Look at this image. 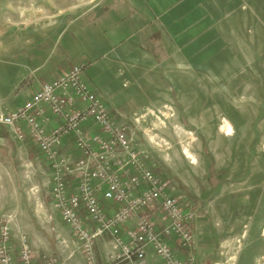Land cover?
I'll return each instance as SVG.
<instances>
[{
  "label": "rangeland",
  "instance_id": "374dc122",
  "mask_svg": "<svg viewBox=\"0 0 264 264\" xmlns=\"http://www.w3.org/2000/svg\"><path fill=\"white\" fill-rule=\"evenodd\" d=\"M52 1L0 0V114L23 107L16 102L31 100L44 84L25 99L19 85L9 90L15 79L13 63L22 55L8 50L9 45L22 44L40 27L47 32L54 28L43 43L61 47L49 54L72 57L70 69L88 68L86 79L83 75L88 89L117 126L127 127L130 150L114 152V169L124 178L136 176L131 163L136 156L165 185L166 196L195 211L188 223L193 246L168 240L175 256L184 264H264V0ZM72 24L74 32L75 26L79 29L78 51L67 47V38L75 40L74 35L66 36ZM133 47L137 52H131ZM84 106L81 101L75 108ZM48 121H43L46 130ZM89 121L98 128L96 133L84 129ZM87 122L82 125L87 136L111 140L96 120ZM74 144L80 152L77 158L64 155L59 147L71 166L85 159L76 140ZM47 162L38 163L46 169V180L31 187L25 199L34 220L22 223L15 213L5 214L0 229L10 227L14 253L25 240L36 264L50 258L58 264H82L93 256L83 250L51 200L53 169ZM79 183L73 181L68 192L77 193ZM141 192L135 191L132 198ZM161 212V201H156L121 226L133 224L127 229L129 237L138 229L139 216L147 215L161 231L166 222ZM108 236L110 258L104 263L128 262L114 256L119 248ZM14 255L18 259V253ZM153 255L134 263L165 264Z\"/></svg>",
  "mask_w": 264,
  "mask_h": 264
},
{
  "label": "built area",
  "instance_id": "2783aa9c",
  "mask_svg": "<svg viewBox=\"0 0 264 264\" xmlns=\"http://www.w3.org/2000/svg\"><path fill=\"white\" fill-rule=\"evenodd\" d=\"M85 70L83 65L72 67L58 79L44 83L23 107L0 114V132L8 128L17 139L23 141L29 135L36 143L53 169L52 199L55 207L89 256L94 254V241L111 234L123 261H143L148 251H152L165 264H184L175 256L168 240L176 238L183 247L193 246L194 235L188 223L195 211L189 204H180L166 196L165 185L149 169L142 167L136 156H131V163L138 171L136 176L124 178L114 169V152L124 150L128 154L130 150L125 135L127 127L117 126L101 99L88 89L83 79ZM81 101L85 106L78 110L75 106ZM46 109L60 117L62 124L46 130L43 125ZM89 119L96 120L111 140L87 136L82 125ZM70 135L75 137L85 156L73 166L59 152L62 140ZM95 145L99 150L94 149ZM91 162L94 163L92 167ZM71 177L79 179L77 193L68 192ZM138 190H142L140 196L133 199V193ZM100 198L119 208L108 216ZM156 201H161V213L166 219L164 230L159 231L149 216L141 215L137 231L129 233L131 242H124L120 226L134 213ZM12 241L10 227L5 224L0 229V264H36L33 250L25 240L20 242L16 259ZM41 264L58 263L50 258Z\"/></svg>",
  "mask_w": 264,
  "mask_h": 264
},
{
  "label": "crops",
  "instance_id": "0c3cea01",
  "mask_svg": "<svg viewBox=\"0 0 264 264\" xmlns=\"http://www.w3.org/2000/svg\"><path fill=\"white\" fill-rule=\"evenodd\" d=\"M59 1L61 2V0ZM58 9H62V6H59ZM71 10L72 13L77 11V10L74 11L75 8ZM111 25L112 24L108 22L107 26H111ZM38 27H40V25H38ZM55 28L57 29V27ZM75 28L76 31L74 32L73 24L70 25V29L68 28V32L66 34V36L67 35L75 36V40H73V38H69L68 40L67 38V43L69 42L67 44L69 51H72L74 49H75L74 51H78V47H79L78 45L80 43L78 37L79 29L76 26ZM53 30L54 28L50 29V32H47V29H42L40 27L39 30L34 31L33 33L25 37L24 42L22 44L13 43L9 45L8 50H11L12 52H17V56L19 54H22L18 57L20 59L17 61V63L16 62L13 63L14 68H16V72L14 73L15 79L9 86L10 88L9 90L11 92L16 86L19 85L21 89V95L22 94L24 95V99L29 98L36 90L40 88V85L42 83L50 82L55 79H58L66 71H68L72 65H74V64H67V62L69 63L74 59L72 57H66V54H64V56H61L58 59L54 57L55 53L49 54L50 51H54V50L56 52H60V47H61L60 45L58 50H56L52 48L53 43L49 45L43 43L45 40L47 41L49 39L48 37L52 35ZM131 52L133 53L137 52L136 47H133V50ZM93 62L94 61L92 60L91 62H89L90 63L89 67L92 66ZM87 69L85 70V79L87 76L86 75ZM23 82L30 84L26 86L25 84H22ZM91 88L92 90L100 94L101 88L99 86H93ZM105 97H107L108 100L110 98L109 96H105ZM105 97L103 98L106 99ZM24 103H25L24 100L22 102L19 101L16 102V104L18 105L17 107L24 105ZM113 105L117 106L115 104ZM45 117L46 119H49L48 130H52L56 128L57 126H59L61 122L60 120H58V118L55 115L51 113L50 110L46 111ZM24 129L27 133L26 127ZM84 129L96 133L98 128L95 126L93 121H89L84 125ZM74 140L75 139L72 136L64 138L60 146V150L64 155H68L70 157L72 155L73 158H77L80 156V152L75 146ZM75 149H77V152L75 151ZM40 160H45V162H47L45 156L39 150L38 146L31 139L29 135H27L24 141H21L17 139L8 128L3 129L2 136L0 139V217L1 218L5 214L15 213L14 215L15 216L18 215V217L20 218V222L22 223H24L23 221H29L31 219L34 220L33 217L35 215L30 214V211L29 210L27 211V208L25 207L24 204H28L29 202V201L26 202L25 199L27 195L30 194L31 187H35L36 183L40 184V181L46 180V176H47L45 175L46 169L40 168V165L38 164ZM48 167L50 168V165H48ZM73 179L74 182L78 181V179L75 177H73ZM50 190H51L50 197L52 200V189ZM100 200L102 205L105 207L106 211H108L109 213L112 211L113 207L116 206L110 202L105 201L102 198H100ZM54 214L57 220L59 214L56 211ZM50 220H52V217L50 218ZM132 227H133L132 223L129 224L127 223L124 226H121L120 235L121 237H123L122 239L127 244L131 242L130 238L127 236V229H130ZM108 235L109 234L101 236L96 240L95 254L93 255L92 258L90 257L84 258L82 264H105L104 262L108 263V259L110 258V255H107V252L109 251V246H111L112 244V242L109 241L110 239ZM171 240L177 242L175 239H171ZM76 243L79 244L78 242ZM115 250L116 251L114 256H116L117 254L118 255L121 254L120 249H115ZM15 253L17 254L18 251H16ZM149 255H153L152 251H148L146 259ZM66 258H68V254ZM63 259L65 260L64 256L62 257V260ZM135 262L137 263L139 261H135ZM126 263L135 264L134 262L133 263L126 262ZM74 264H80V263L77 262Z\"/></svg>",
  "mask_w": 264,
  "mask_h": 264
},
{
  "label": "bare ground",
  "instance_id": "6f19581e",
  "mask_svg": "<svg viewBox=\"0 0 264 264\" xmlns=\"http://www.w3.org/2000/svg\"><path fill=\"white\" fill-rule=\"evenodd\" d=\"M163 122V121H162Z\"/></svg>",
  "mask_w": 264,
  "mask_h": 264
}]
</instances>
